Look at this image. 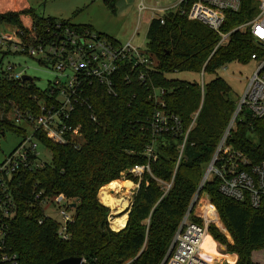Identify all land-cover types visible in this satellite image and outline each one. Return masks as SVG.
I'll use <instances>...</instances> for the list:
<instances>
[{
	"label": "trees",
	"instance_id": "trees-1",
	"mask_svg": "<svg viewBox=\"0 0 264 264\" xmlns=\"http://www.w3.org/2000/svg\"><path fill=\"white\" fill-rule=\"evenodd\" d=\"M102 1L114 11L117 0ZM242 1L239 11H225L221 31L228 32L251 18L254 3ZM192 2L183 0L174 10L161 15L163 23L160 17L150 19L145 51L157 62L154 66L141 67L145 80L122 78L116 95L97 93L91 96L96 92H87L97 117L92 121L88 112L82 110L85 141L80 147L54 144L40 137V142L51 151V159L41 168L15 176L12 184L15 213L2 222L6 227V246L17 253L18 264H53L70 256L82 258L84 264H121L125 260H130L129 264L162 262L236 103L229 97V87L219 76L212 77L200 90L197 83L168 79L166 75L175 71L200 72V69L203 73L214 74L232 61H250L254 52L258 56L264 54L248 31L241 30H234L226 44L215 48L218 35L204 23L187 18ZM21 14L16 11L0 13V26L7 23L18 31L28 32L20 20ZM27 14L37 33H43L56 20L81 30H93L89 24L46 17L32 8ZM99 34L118 43L109 35ZM9 52L6 49L1 53L4 56ZM33 79H14L0 71V130L18 132L4 115L12 106L21 110L35 109L36 100L43 93ZM153 87L164 90V108L178 117L182 131L164 133L159 138L157 158L150 161V174L144 173L138 181L126 170L147 161L143 151L152 138L148 123L156 109L151 97ZM198 108L182 157L176 165L185 131ZM229 142L257 161L264 159V119L246 115L237 121ZM124 171L126 179L131 177L139 186L127 212L125 226L114 232L106 221L108 208L98 201L97 192ZM171 178L173 183L164 193L159 181L169 182ZM39 191L41 195L35 197ZM200 192L208 194L233 239L232 244H225L237 255L235 264H257L253 253L264 250V207L252 208L246 201L223 196L214 178L205 182ZM59 193L77 199L73 218L67 224L69 237L66 240L58 236L59 224L44 215L41 204L42 198ZM210 232L220 242L225 241V236L216 228L211 227Z\"/></svg>",
	"mask_w": 264,
	"mask_h": 264
},
{
	"label": "built area",
	"instance_id": "built-area-1",
	"mask_svg": "<svg viewBox=\"0 0 264 264\" xmlns=\"http://www.w3.org/2000/svg\"><path fill=\"white\" fill-rule=\"evenodd\" d=\"M181 1L183 0H179L177 4ZM251 1L254 3L251 18L233 30L248 31L253 42L264 50V0ZM242 2L193 0L186 16L189 20L200 21L212 29L219 37L216 45L219 46L227 40L231 32H223L220 29L225 11H239ZM142 8L146 7L142 5ZM147 9L152 11L151 19L160 17V22L163 23L161 16L153 14V11L162 10L161 8L154 6ZM5 25L14 31L9 33L0 26V46L14 49V53L28 55L54 72V77L47 87L40 89L43 94L36 100L35 109L21 110L12 106L5 112V118L17 129L16 134L21 136V141L0 159V264H18L17 253L6 246V227L2 222L4 218L10 219L15 213L12 196L15 176L23 171L41 168L45 164L39 146L48 148L40 142V137L43 136L54 144L79 147L84 142L85 119L82 110L88 112L87 115L92 121L97 117L89 100L90 90L96 92L91 96L97 93L116 95L122 78L130 81L135 77L143 81L145 74L141 67L148 64L154 66L155 63L145 49L140 50L130 41L125 44L116 43L95 30H81L60 20L53 21L43 33L35 32L30 24L29 37L24 36V32L18 31L13 25ZM250 61L255 62L253 74L243 94L236 100L233 115L215 145L201 186L194 195V204L183 214L160 264H209L202 257V246L208 227L213 223V219L218 218V214L208 200L200 198H207L208 195L199 190L212 178L217 179L218 191L223 196L236 201H246L252 208L264 207V159L257 161L229 142L237 121H241L246 115L258 120L264 119V54L258 56L254 52L250 55ZM13 68L14 65L8 64L0 71L8 77L21 79L25 72L14 73ZM163 94L162 88H152L151 97L156 109L148 123L152 135L151 142L143 151L147 161L128 170L136 177H141L144 173L150 174V161L157 158L156 146L159 138L164 133L176 134L182 131L178 117L164 108ZM192 124L185 131L176 165L182 157L184 143ZM7 131L0 130V138L5 137ZM160 183L164 193L167 192L171 184L161 181ZM40 195L41 191L35 197ZM49 199L42 198V206L49 202ZM54 208L61 216L60 221L44 215L59 224L57 234L62 240H66L69 237L67 224L72 217L67 213L65 205L57 203ZM39 222L41 223V220Z\"/></svg>",
	"mask_w": 264,
	"mask_h": 264
},
{
	"label": "rangeland",
	"instance_id": "rangeland-1",
	"mask_svg": "<svg viewBox=\"0 0 264 264\" xmlns=\"http://www.w3.org/2000/svg\"><path fill=\"white\" fill-rule=\"evenodd\" d=\"M178 1L179 0H117L115 3L114 11H111L104 5L102 0H0V13H7L11 11L21 12L22 14L20 16V20L24 28H26V30L28 31V33L27 32L24 33V36L29 37V34H31L29 33V31L31 30L29 28L30 27L29 25L31 24V20H30L31 17L30 15L27 14V11L32 8L36 11L37 14H41L46 17L70 20L72 23L75 24H90L93 27V30H95L96 32L109 35L112 38H115L121 44H125L128 41H130L133 45L139 47L140 50H144L146 48V42H147L146 30L152 15V11L147 8L154 6L161 8L162 10L153 11V14L155 16H161L169 10H174L176 6H178L177 5ZM142 5L145 6L146 8L143 9ZM1 28L2 29L5 28L6 31L9 33H11V31H14L13 28L5 25V23L1 25ZM233 29L230 30L231 31L230 35L234 31ZM230 35L227 38V40L224 41V43H222L221 45H224L228 42ZM215 48H217V46H215ZM5 50H6L5 46L3 47L0 46V69L4 70L8 64L14 65L13 68L14 73L25 72V74L34 78L33 80L35 82L36 87L41 90H44L47 87L49 81L53 79L54 72L49 67L40 64L36 59L28 55L14 53V49L12 48H10L9 53L3 56L1 52ZM153 61L154 63L157 62L155 59H153ZM254 69H255L254 61H248V62L232 61L230 63L221 66L219 69L216 70L214 74L203 73V70L200 69V72L175 71L172 73H168L166 77L168 79H177V80L187 81L190 83H197L200 87V90H203L204 85L207 82H209V80L212 77H214L215 75L219 76L229 87L230 90L229 97L236 101L243 94L245 87L248 83V80L253 74ZM199 108L193 113L191 120V123L193 124L195 123L196 117L199 112ZM232 115L230 116V119ZM249 136L252 140H255V137L251 133H249ZM20 141H21L20 135L16 134L13 131H7L5 133V137L0 138V159H2L3 154H7L11 152ZM83 141H85V136ZM39 148L42 159L45 162H49L52 154L51 151L48 149H44L41 146H39ZM128 170L129 168L126 170L127 173L131 176H134L133 174L129 173ZM205 170L206 168H204V172ZM126 171L121 172L120 176L117 179H115L122 181L123 188L121 192L114 195L115 197H121V195L123 194L124 197H127L129 199V203H132L133 195L139 186V182L137 183L133 182L131 180V177H128V179H126L127 177L125 176ZM203 176L204 173L197 185L196 191L201 186V183L203 181ZM137 178L138 181H140L139 179L141 177H137ZM166 183H170L172 185L173 178H171L170 181ZM105 185L101 186L97 192L98 201L100 203L101 200L99 197V193L100 190ZM127 191L129 193H126ZM196 191L193 193L187 209L191 208V205L194 204L193 203L195 197L194 195ZM200 198L208 200L211 203V205L215 208L209 196H207V198L200 196ZM76 201L77 199L66 198L62 193L55 194L50 197L49 199L50 203L46 202L43 204L42 206L43 212L45 215L53 217L54 219L60 221L61 216L59 215L58 210H56L54 207L56 206L57 203H61L66 206L67 213L70 214L71 217L73 218L74 215L73 208L77 203ZM101 204L104 205L106 208H108V212L106 214V221L109 229L114 232H117L118 230L113 229L110 224V218L112 216L110 207H108L103 203ZM130 205L131 204H129V206L126 209V214L130 208ZM213 220H214L213 223L208 227L207 236L204 239L205 241L206 238L211 239V241L210 243H205V244L203 243L202 247L204 249V253L202 257L209 264H235L237 259L233 263H230L227 259L222 260L223 256L225 257L226 253H234L233 251H229L227 245L225 244L226 242L232 244L233 239L230 233L226 230L219 215L217 219H213ZM211 227L216 228V230L219 233H222L225 236L226 239L224 242H220L218 239H216L213 236V233L210 232ZM206 250L210 252L208 256L206 254ZM253 256H254L253 259L257 264H264V250L255 251L253 253ZM129 262L130 260H125L121 264H129Z\"/></svg>",
	"mask_w": 264,
	"mask_h": 264
},
{
	"label": "bare ground",
	"instance_id": "bare-ground-1",
	"mask_svg": "<svg viewBox=\"0 0 264 264\" xmlns=\"http://www.w3.org/2000/svg\"><path fill=\"white\" fill-rule=\"evenodd\" d=\"M122 188V181L114 180L106 184L99 193L101 203L110 207L111 214L114 215L110 218V224L115 230H119L125 225L127 219L126 209L131 204L129 199L124 197L123 194L121 197H115L114 194L121 192ZM126 193L129 192L127 191Z\"/></svg>",
	"mask_w": 264,
	"mask_h": 264
},
{
	"label": "water",
	"instance_id": "water-1",
	"mask_svg": "<svg viewBox=\"0 0 264 264\" xmlns=\"http://www.w3.org/2000/svg\"><path fill=\"white\" fill-rule=\"evenodd\" d=\"M21 79L23 81L24 80H28L29 81V80H32V77L27 75V74H24V75H22ZM53 264H84V261L80 257L70 256V257H65L63 259H60V260L56 261Z\"/></svg>",
	"mask_w": 264,
	"mask_h": 264
},
{
	"label": "crops",
	"instance_id": "crops-1",
	"mask_svg": "<svg viewBox=\"0 0 264 264\" xmlns=\"http://www.w3.org/2000/svg\"><path fill=\"white\" fill-rule=\"evenodd\" d=\"M90 25V24H89ZM93 28V27H92ZM100 33V32H99ZM103 34V33H102ZM115 39V38H114ZM116 40V39H115ZM117 41V40H116ZM118 43H120L119 41H117ZM132 183V182H131ZM205 241V240H204ZM210 241H211V239H207L206 238V241L205 242H203L204 244L205 243H210ZM210 245V244H209ZM203 251H204V249H203ZM209 253L210 252H208L207 250H206V254H207V256L209 255ZM213 256V255H212ZM223 259H227L230 263H233V262H235L236 261V259H237V256L234 254V253H226L225 254V257L223 256V258H222V260Z\"/></svg>",
	"mask_w": 264,
	"mask_h": 264
}]
</instances>
